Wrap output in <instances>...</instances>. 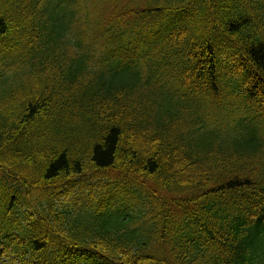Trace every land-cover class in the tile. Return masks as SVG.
<instances>
[{
    "label": "trees",
    "instance_id": "16d2710c",
    "mask_svg": "<svg viewBox=\"0 0 264 264\" xmlns=\"http://www.w3.org/2000/svg\"><path fill=\"white\" fill-rule=\"evenodd\" d=\"M45 3L0 0V264H264V0Z\"/></svg>",
    "mask_w": 264,
    "mask_h": 264
},
{
    "label": "rangeland",
    "instance_id": "374dc122",
    "mask_svg": "<svg viewBox=\"0 0 264 264\" xmlns=\"http://www.w3.org/2000/svg\"><path fill=\"white\" fill-rule=\"evenodd\" d=\"M70 0H46L45 7L50 11L49 13H52L54 15H59L62 11H68ZM9 183H13V181L5 176ZM2 178V174L0 173V179ZM89 177L83 179V180H76L71 184V189L67 188L66 191H59V194L61 195L59 197V201L61 203H64L65 205H70L71 199L74 197V195L77 193V190H85V194L88 196H91L92 198H98L102 195L107 194L110 190V180L107 177H100V178H90ZM56 199V198H55ZM2 195L0 192V210L2 209ZM56 200L55 202L59 203V201ZM21 205H24V202H20ZM56 208V206H55ZM20 212H28L26 208H21L20 206L16 207L15 211Z\"/></svg>",
    "mask_w": 264,
    "mask_h": 264
}]
</instances>
